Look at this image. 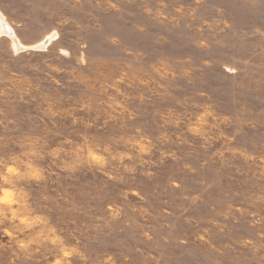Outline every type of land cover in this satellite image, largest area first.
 Here are the masks:
<instances>
[{"label": "rangeland", "instance_id": "1", "mask_svg": "<svg viewBox=\"0 0 264 264\" xmlns=\"http://www.w3.org/2000/svg\"><path fill=\"white\" fill-rule=\"evenodd\" d=\"M0 12V264H264V0Z\"/></svg>", "mask_w": 264, "mask_h": 264}, {"label": "bare ground", "instance_id": "2", "mask_svg": "<svg viewBox=\"0 0 264 264\" xmlns=\"http://www.w3.org/2000/svg\"><path fill=\"white\" fill-rule=\"evenodd\" d=\"M0 22H1V29H0V35L3 33H7L12 35L13 41H14V46L15 48L19 49H23L26 48L25 45H22L20 40L18 39V37L14 34L13 35V29L10 27V25L7 23V21L5 20L4 16L2 15V13L0 12ZM56 33H51L50 35H48V37L41 41L37 47H45L47 42L48 44L55 38ZM47 40V41H46Z\"/></svg>", "mask_w": 264, "mask_h": 264}, {"label": "water", "instance_id": "3", "mask_svg": "<svg viewBox=\"0 0 264 264\" xmlns=\"http://www.w3.org/2000/svg\"><path fill=\"white\" fill-rule=\"evenodd\" d=\"M46 41H47V40H46ZM47 44H48V42H47ZM47 44H46V45H47Z\"/></svg>", "mask_w": 264, "mask_h": 264}]
</instances>
